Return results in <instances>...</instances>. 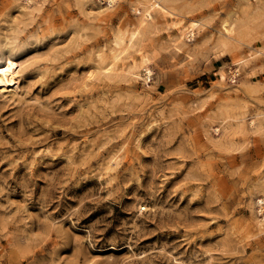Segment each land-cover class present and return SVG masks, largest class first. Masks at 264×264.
<instances>
[{
	"label": "rangeland",
	"instance_id": "374dc122",
	"mask_svg": "<svg viewBox=\"0 0 264 264\" xmlns=\"http://www.w3.org/2000/svg\"><path fill=\"white\" fill-rule=\"evenodd\" d=\"M119 1L100 22L99 0H0V55L21 66L0 94V264H264V0H169L205 25L177 52L155 14L150 78L129 82L96 68L138 23Z\"/></svg>",
	"mask_w": 264,
	"mask_h": 264
},
{
	"label": "bare ground",
	"instance_id": "6f19581e",
	"mask_svg": "<svg viewBox=\"0 0 264 264\" xmlns=\"http://www.w3.org/2000/svg\"><path fill=\"white\" fill-rule=\"evenodd\" d=\"M106 4V7L99 10L98 20L103 21V13L112 10L119 4V0H99ZM26 9H31L30 14L35 12H40L43 9L46 0H25ZM169 0H136L135 4L132 6V11H134L138 18L137 25L130 31L116 33L112 40V46L102 53L98 54V64L96 68L101 75L107 81H117V82H129L137 81L141 74L139 73L144 69L147 77L145 80L150 78L151 70L149 64L151 59L149 56L142 51L139 46V41L142 37L141 29L147 25L153 24L156 20L155 14H159L163 19L168 20L171 24L173 31L177 33L176 37L168 35L169 43L172 49L179 52L182 50V45L187 41H194L197 35V29L203 28L204 23L200 20H191L184 23V18H180V14L174 11V9L168 6ZM221 38L219 40L221 47H225L230 40L235 39L234 35L236 33L235 25L237 21H231L226 19L221 23ZM199 32V31H198ZM224 49H222L219 54L223 55ZM264 54V49H255L254 52L249 54L250 57H255L256 55ZM190 55H188V58ZM128 61V62H127ZM245 57L235 60L233 63V68L230 72L227 71L226 75L229 80L239 84H243L241 81L240 71L243 66L248 64ZM20 61L16 59L14 54L11 52H3L0 55V94L4 96L8 92L11 96L19 95L20 86ZM94 73H92V78ZM221 76L224 77L225 74L222 72ZM226 115L225 117H228ZM224 120V119H223ZM251 127L254 126V121L249 123ZM214 132H219L218 126H215ZM120 155H115L110 162H108V167L111 168L117 165ZM263 201H260L262 203ZM145 210L146 207H143ZM262 211V209L260 210ZM259 224V225H258ZM259 228L263 223L257 222ZM263 232V231H261Z\"/></svg>",
	"mask_w": 264,
	"mask_h": 264
}]
</instances>
